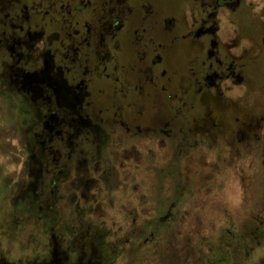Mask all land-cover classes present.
Returning a JSON list of instances; mask_svg holds the SVG:
<instances>
[{"label": "flooded vegetation", "instance_id": "flooded-vegetation-1", "mask_svg": "<svg viewBox=\"0 0 264 264\" xmlns=\"http://www.w3.org/2000/svg\"><path fill=\"white\" fill-rule=\"evenodd\" d=\"M262 36L264 0H0V264H122L130 245L139 264V245L168 229L181 195L142 243L122 240L102 214L111 196L101 186L121 185L106 149L122 132H153L160 148L185 137L172 115L184 122L200 101L228 103L222 88L246 86L251 64L262 67L251 59ZM177 147L174 160L188 146ZM228 234L241 264H264V252L251 261L264 219L244 238ZM216 248L206 264H240ZM167 249L163 264H182Z\"/></svg>", "mask_w": 264, "mask_h": 264}, {"label": "rangeland", "instance_id": "rangeland-1", "mask_svg": "<svg viewBox=\"0 0 264 264\" xmlns=\"http://www.w3.org/2000/svg\"><path fill=\"white\" fill-rule=\"evenodd\" d=\"M263 40L264 37L259 42ZM253 47L256 49V44ZM254 58L260 59L262 67L251 64L246 76L252 80L247 81L246 86L230 87L228 90L222 88L223 96L230 99L228 103L220 102L219 108H215L206 105L209 101H200L195 110L186 115L184 122L172 115L174 122L180 123L178 126H185V137L174 135L168 148H160L157 142H153V132L142 133L135 138H128L122 132V135L116 134L114 146L106 149V163L111 164L114 157L120 174L115 181L121 185L114 192V188L101 186L102 200L108 194L111 196V207H104L102 214L107 218L111 232L119 233L118 228L122 229L118 235L122 240L130 235L133 244L142 243L152 231L147 225L152 221L156 223L162 216L161 212L181 195L173 213L174 220L170 221L168 229L154 231L155 239L151 245H139V250L143 251V255H136L139 264H151V261L152 264H163L170 252L167 249L169 246L175 249L174 254L178 259H183L182 264H206L204 260L212 249L215 253L216 247L218 258L223 257L226 251L231 253L233 250L234 260L241 264L244 249L229 243L228 232L244 238L254 231L261 218L264 219L262 49L259 52L257 48L251 54V59ZM213 94L214 90L208 92V96ZM212 123H215L214 127H220H210V132L206 130L202 134L191 132L196 124ZM242 130L245 131L243 137L238 135ZM240 136L242 139H238ZM253 136L257 138L256 142ZM185 144L188 146L186 152L180 159L174 160L177 146ZM111 153H114L113 157ZM122 153L123 159L120 158ZM125 156H128L127 160ZM121 160L123 169L119 168ZM164 197L168 199L164 200ZM131 210L135 214L129 213ZM250 241L252 250L256 240ZM157 244L161 246L150 250ZM260 244L258 250L252 253L255 257L252 256L251 261L256 260L258 254H263L264 239ZM126 249V259L123 258L122 264L130 263V249L133 252L134 247L130 245ZM214 264H221V260H214Z\"/></svg>", "mask_w": 264, "mask_h": 264}]
</instances>
